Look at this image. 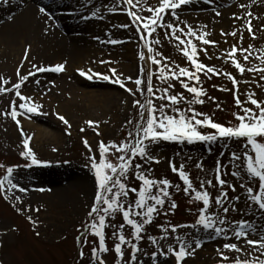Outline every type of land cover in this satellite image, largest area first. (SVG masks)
<instances>
[{
	"label": "rangeland",
	"instance_id": "obj_1",
	"mask_svg": "<svg viewBox=\"0 0 264 264\" xmlns=\"http://www.w3.org/2000/svg\"><path fill=\"white\" fill-rule=\"evenodd\" d=\"M54 1L58 2L59 0ZM88 1L90 4L87 3ZM45 2L47 6L53 4V0H46ZM156 3L157 0H143L144 6H152ZM115 4L119 5L120 0H115ZM7 5L5 0H0V11L5 10ZM113 6L114 0H66V4H59L57 10L52 9L50 11L52 15L55 13L53 28L57 29L60 34H62L60 24L56 22L55 17L63 19L70 26L75 25L74 27L77 26V21L87 24L99 23L93 29L94 41L90 40L89 36L83 37L79 29L74 30L72 36L75 35L81 40L86 39L87 43L83 46L84 53L82 52L83 54L78 60H70L68 52L55 45L38 46L36 44V47H32L29 44L23 46L22 43L19 46H13L12 50H9L7 46L0 45V76L9 79L8 87L17 82L15 73L21 63L24 65L21 69L22 75L32 70V64L41 66H53L57 63L66 64V71L61 73H36L35 76L29 78V81L21 89L22 94L31 97L35 103L43 106L39 114H27L18 117L24 132L32 137L30 148L38 160L42 162L40 166H26L29 161L21 157L24 137L20 135L19 128L10 118L0 116V164L5 166V168H0V179L6 174V168L11 166L14 168L13 181L27 189L24 193L13 190L9 194L10 199L8 200H5L3 194L0 193V264H95V262L90 261V251L98 243L96 238L88 237L89 242L88 246L84 248L85 258L82 261L79 259L78 250L84 246L76 240V237L81 235L77 229H82L84 223L88 222L87 212L93 203L95 192L94 175L88 164V156L92 153H89L85 148L84 140H87L96 150L101 140L106 143L122 142L129 131L135 132L133 125L139 120V113L137 109L132 107L133 101L140 99L141 102H144L147 96V75L149 71L155 72L157 70L156 66L150 64V61L142 62L139 60V54L142 51L147 54V50L141 47L143 42L139 40L134 26L127 29L120 27V25L130 23V21L119 9L116 13H110L108 9ZM34 7L35 9L36 7L40 8L38 5ZM225 8L217 5V0H211L209 4H204L203 0H193L191 4L182 6L181 9L177 10L180 20H173L172 22L178 27H184L185 24H188L198 28V22L192 18L184 19L185 15L195 18L198 15L208 14L212 20H216L217 22H213L212 28L210 25H206L207 31L211 33L208 39L216 41L217 46H201L208 48V55L205 56L200 53V60L220 71H228L236 75L237 79L241 80L239 85L241 100L245 99L244 94L248 91H254L258 99H264V88L255 86V81L264 84V80L259 79L258 73H246L244 77H240L239 73L229 63H225L226 57L217 59V56H224V53L230 50L231 45L237 40L231 36H221V30L230 32L240 28L244 38L242 44L237 45L243 48L252 45L253 57L258 56L260 50H264V33L258 32L254 26L257 38L253 40L241 22L235 25L237 22H234L232 15L239 13L230 14L232 23H228V26L221 23V19L215 16V11L225 10ZM97 9H100V15L103 17L101 22L99 19L93 20L92 17V13ZM142 14L148 15L147 12ZM49 15L51 16L50 13ZM86 15L91 18L90 22L84 19ZM10 16L8 14L0 16V20L5 18L10 20ZM166 19L171 20V17ZM244 32L247 34L246 36H244ZM169 34L170 30L169 33H166L164 28H159L153 34L154 38L161 41L160 44L154 45V50L167 58L166 62L170 67L173 64L188 67V62L180 50L183 46H178V42L175 39H170ZM176 35L179 36L180 33L178 32ZM110 39H118L122 43L112 45L111 43L100 42ZM247 41L249 43H246ZM194 42L199 45V41ZM29 46L31 48L29 58L27 61H23L24 50ZM128 53L129 56H127ZM101 61H111V63H101ZM7 63H10L9 68ZM251 64L259 65L260 61L253 58ZM141 66L145 69L143 74L140 71ZM111 68L117 70L128 88H135V84L128 81V77H132L133 80L142 78L145 81L144 95L141 96L137 93L136 96H132L118 85L105 81L99 76L88 79L79 75L80 70L85 71L86 74H89L88 70H91L111 76L109 71ZM244 80L253 81V83L246 84L243 82ZM201 82L208 96L214 97L220 108L217 109L216 103L208 100L207 97H204L205 103L203 105H193L192 107L208 114L214 121L221 124L228 125L230 121L235 122L232 113L238 109L235 107L233 93L217 90L219 87L231 89L233 87L231 82L223 76L208 78L203 74H201ZM174 83L173 94H183L190 98V94L180 86L179 82ZM0 86L3 85L0 84ZM153 87L155 89L166 87V85L161 84L153 76ZM156 95L158 96L159 93ZM13 99H16L14 93L0 95V112L7 110L10 101ZM152 100L154 104L159 105L161 103L155 97H152ZM178 106L182 110H187L189 107L183 101ZM169 114L173 113L169 110ZM58 115L64 116L71 124V128L59 120ZM130 120L133 121V124L128 123ZM86 121H95L99 128L88 127ZM34 126L41 128L39 137L32 130ZM82 128L84 129L83 132L81 131ZM97 130L100 133L99 136L96 135ZM200 131L203 133L211 132L206 128H201ZM242 145L243 141L233 139H219L213 143L196 142L192 144L159 141L149 146L150 154L154 159H158L159 163H147L137 158L134 163H140L143 166L141 170L150 178H168L172 182L171 197L178 205L174 213L169 211L165 215L162 210L158 216L154 217L153 223L147 226V230L143 234L144 238L139 242L141 252L137 254L138 261H143L144 264H175L174 258L166 260L163 256L158 257L156 261L152 260L151 253L155 251V247L147 237L152 236L159 240V237L164 235L161 226L170 228L172 225H191L198 214L200 205L189 203V197L182 190V182L178 175L171 171L170 163H174L177 167L183 165L185 171L190 174L193 186L199 190L201 180H213L215 182V165L219 161L226 166L221 169L222 179L226 180L228 184L237 186L236 192H232L227 187L223 189V191L228 192L225 206H230V211L225 216L221 210L220 216L229 223L217 226L229 229L227 238L223 234L216 237L214 233L198 227L178 229L177 234L181 238L187 237L190 240H198L202 245L192 256L187 257L183 264H221L216 249L221 248L226 242L236 243L241 248L247 249L248 246L243 240H237L230 230V225L242 219L251 222L254 229L260 230L254 232L250 238L256 239L261 233H264V212L251 204L247 199L246 191L239 188V184L244 181L231 175L234 164L230 162V156L233 152H243ZM96 155L98 159V151ZM110 159L115 162V157H110ZM198 163L203 165V171L196 167ZM138 183L134 176L130 177V187L137 186ZM177 184L181 185L180 190L176 189L175 185ZM251 186L258 187L257 184ZM39 189H43V191ZM207 191L214 202L221 189L219 186L216 188L209 187ZM16 196L20 197L21 202L16 201ZM237 196L240 197L238 201L236 200ZM168 207L169 205L166 203L165 209ZM231 207H235L237 211H231ZM216 211V206L213 203L211 212L215 214ZM29 216L36 222L35 225L28 221L27 217ZM108 223L112 226L106 229V243L112 249L116 240L113 235L114 230H118V226L123 221L121 216L117 215L114 220L109 219ZM124 231L126 236L131 239L130 228L126 227ZM36 232L40 233L39 237L36 236ZM175 235L170 233L169 240H159L164 250L170 243L176 246ZM124 251V259L127 262L130 259V249L125 246ZM250 251L251 255L247 256L245 253L237 254L234 252L228 253V255L232 258L239 255L241 259H251L253 255H259L254 248ZM104 259L106 264H116L114 251L104 254Z\"/></svg>",
	"mask_w": 264,
	"mask_h": 264
},
{
	"label": "snow or ice",
	"instance_id": "obj_2",
	"mask_svg": "<svg viewBox=\"0 0 264 264\" xmlns=\"http://www.w3.org/2000/svg\"><path fill=\"white\" fill-rule=\"evenodd\" d=\"M193 0H157V3L152 6H144L143 0H120V4H115L109 8L110 13H116L119 9L125 14L130 23L120 25L122 28H129L134 26L135 32L140 41H142V48L147 50V54L143 51L139 54V60L142 62L150 61L151 65L156 66V71H149L147 75L146 91L147 96L144 102L140 99L133 101L132 107L137 109L139 113V120L133 125L135 132L129 131L127 137L122 142H104L101 140L98 143V149L94 150L87 140H84L85 148L92 155L88 156V164L90 170L94 175L95 192L93 203L90 205V210L87 212L88 222L84 223L82 229H77L81 233L76 237L78 243H82L84 247L78 250L79 259L82 261L85 258L84 248L88 246V237H94L98 241L96 246H93L90 251V261L95 264H106L104 254L109 251H114L116 257V264H144L143 261H138L137 254L141 252L139 242L144 238V233L147 226L153 223L154 217L158 216L161 211L167 215L169 211L175 212L178 205L172 199L170 189L173 188L172 182L168 178L153 179L145 174L141 169L140 163H134L137 158L144 160L147 163H159L158 159H154L149 152V146L159 141L167 142H187L189 144L213 143L219 139H233L236 141H243L244 151L241 153L233 152L230 156V162L234 164V170L231 175L236 179L244 181L239 184V188L247 193V199L251 204L258 207L261 212H264V99H258L254 91L246 92L245 99L241 100L239 85L241 83L237 76L228 71H220L214 66L206 65L200 60V53L205 56L208 55V48L201 46L216 47L217 42L208 39L211 35L207 31V25H201L195 28L192 25L185 24L184 27H178L172 21H179L180 18L177 10L182 6L189 5ZM204 4H209L211 0H203ZM256 3V0H253ZM243 11V15L236 14L232 19L240 21L243 28L247 31L248 35L255 40L257 38L253 26V20H259L260 17L253 14L250 10L252 5L241 3L239 5ZM40 13L52 17L49 12L41 7ZM147 12L148 15H143ZM171 17V20L166 19ZM215 16H221V12L216 10ZM92 17L103 18L100 15V9L92 13ZM86 19L88 17H85ZM183 23V22H180ZM159 28H164L166 33H169L170 39H175L178 46L181 47V54L186 58L188 67H182L179 64H173L171 67L166 62L167 58L163 57L162 53L154 50V45L160 44L161 41L153 37ZM186 28V31H185ZM264 31V27L260 29ZM180 33L179 36L176 33ZM221 36L239 38L240 43L243 41V32L240 28L236 30L225 32L221 30ZM97 39H99L97 37ZM194 41H199V45ZM101 43H111L117 45L122 43L118 39H110L109 41H100ZM227 43V40H225ZM252 45L247 48L239 47L233 43L230 50L224 53V56H217V59L226 57L225 63H229L232 68L239 73L240 77H244L246 73H258L259 79L264 80V50H260V54L256 57L252 56ZM30 46L25 48L23 53V61H27ZM159 57V59H157ZM242 57V61H241ZM258 59L259 65H252V59ZM101 63H111V61H101ZM246 65H251L247 66ZM23 63L16 70L17 82L10 84L9 79L0 76V95H7L14 93L16 99L10 101L9 108L0 112V116L10 118L19 128L20 135L24 137L23 151L21 157L27 159L29 163L27 167L40 166L42 162L38 160L35 153L30 148V141L32 137L28 136L22 126L21 121L18 119L21 115L39 114L40 109L43 107L34 102V100L22 94V86L29 81L31 76L36 73H61L66 71L65 63H57L53 66H41L39 64H32V70L27 74H21ZM89 74L80 70L79 75L92 79L95 76L110 81L118 85L124 91L132 96L139 93L141 96L145 92V81L142 78L128 77V81L135 84V88H128L124 79L117 72L115 68L109 69L111 76L103 75L101 73L92 72L88 70ZM141 74L145 69L141 66ZM201 74L211 78L212 76H223L231 82L232 88L219 87V91H228L233 93V100L235 107L238 111L233 112L235 122H228V125L221 124L213 120L211 116L206 113L197 111L193 105H203L205 103L204 97L216 103L217 109L220 108L214 97L208 96L207 91L203 88L201 82ZM153 76H155L161 84L166 87H153ZM184 78V79H182ZM179 82L180 86L190 94V98L183 94H173L172 90L175 88V83ZM244 83H253V81L244 80ZM39 83V81H37ZM256 87L264 88V84L255 81ZM216 87V86H214ZM156 93H159L157 96ZM152 97L161 101L159 105L154 104ZM19 101V103H17ZM167 101V103H164ZM186 103L189 107L187 110H182L178 105L181 102ZM247 105V106H246ZM169 110L173 114H169ZM58 119L65 125L71 128L69 121L62 115H58ZM88 127L98 129L99 125L95 121H86ZM133 124V121H128ZM201 128L213 130L209 133H203ZM83 132L84 129L82 128ZM70 134V133H69ZM96 135H100L96 131ZM56 151V149H53ZM98 151V159L96 152ZM110 157H115L113 162ZM171 171L178 175L179 180L183 185V192L189 197L190 204L200 205L198 207V214L195 221L191 225L179 224L168 226H161L164 235L159 237V240H169V234L175 235L176 246L171 243L166 250L160 244L159 240L155 237L148 236L147 239L155 247V251L151 253V259L156 261L158 257L163 256L174 258L175 264H183L184 260L192 256L195 251L202 247L198 240H190L187 237L181 238L178 229L184 228H200L204 231L214 233L216 237L222 234L227 238L228 230L217 225H225L229 222L225 218H221L220 211L225 216L230 211V206H225L228 192L223 191L225 187L236 192L237 186L228 184L226 180L222 179V165L217 161L215 165V176L213 180H201L200 189L197 190L193 186L190 174L185 171L184 166L177 167L174 163H170ZM196 167L203 171V165L198 163ZM0 168H5L0 164ZM151 171V169H149ZM14 176V168L9 166L6 168V174L0 179V193L3 194L5 200L10 199V193L13 190L24 193L26 188L18 185L12 179ZM139 182L137 186H129V179L133 177ZM257 184L258 187L254 188L251 185ZM7 185V187H5ZM219 186L221 189L220 194L214 199L207 191V188H216ZM177 190L181 189V185H175ZM43 191V189H39ZM17 202H21L20 197H15ZM239 196L236 197L238 201ZM166 203L169 205L165 209ZM216 206V213L212 214L211 208ZM22 211V210H18ZM39 211V209H37ZM231 211H237L235 207H231ZM119 215L123 223L118 226V230H114L113 235L116 237L114 246L110 249L106 243L107 233L106 229L112 225L108 223L109 219H115ZM28 221L35 225V221L31 216L27 217ZM130 228L129 239L124 229ZM230 230L237 240H243L248 246L247 249L241 248L236 243L226 242L221 248L216 251L219 255L221 264H264V233H261L258 238L252 239L250 236L254 232H259V229H254L251 222L240 220L233 225H230ZM39 237L40 233H35ZM135 241V242H133ZM125 246L130 249V259L125 262ZM255 249L259 255H253L251 259H241L239 255L232 258L228 253H245L251 255V249Z\"/></svg>",
	"mask_w": 264,
	"mask_h": 264
},
{
	"label": "bare ground",
	"instance_id": "obj_3",
	"mask_svg": "<svg viewBox=\"0 0 264 264\" xmlns=\"http://www.w3.org/2000/svg\"><path fill=\"white\" fill-rule=\"evenodd\" d=\"M45 1L46 0H5V3L8 5L5 10L0 11V16H6L7 14L11 16L10 20H7V18L0 20L2 21L0 23V45H4L5 47L7 46L9 50H12L13 46H19L22 43L23 46H25V44H29L32 47H36V44L38 46L55 45L61 47L63 50H65V52H68L67 54L70 55V60H78L84 53L83 51L85 49L83 46H85L87 43L86 39L81 40V38H77L75 35L72 36L74 30L76 28L79 29V32L83 37L89 36V39L94 41L95 38L93 29L94 26L99 23L86 24L82 23L81 21H77V26L74 27L75 25L70 26L69 24H66L63 19H58L55 17V19H57L56 22L60 24V31L62 32V34H60L57 29L53 28L54 16L52 17V13L50 11L52 9L57 10L59 4H66V0H59L58 2L53 0V4L49 6H47ZM87 3L90 4L89 1ZM241 3L252 5L250 10L254 15L260 17L259 20H253V26H255L257 31L261 32V34L264 33V31L260 30L262 27H264V0H256V3H253V0H238L236 2L235 0H217V5L219 4L220 7H226L225 10L220 9L221 16L217 18L221 19V23H225V25L228 26V23H232L230 20L231 13H239L243 15L242 11L244 10H241L239 7ZM35 5L40 6V8L44 7L51 14L52 18L49 19L48 16L41 14L39 11L40 8L36 7L40 13L39 15L34 7ZM82 8L84 9L83 5ZM233 16L234 15H232V17ZM86 17H88V15H86ZM188 18H192L194 21L196 20L199 27L201 25L207 24L212 28L213 22H217L216 20H212L208 14L198 15V17L195 18L192 16L187 17V15H185L184 19ZM94 19H99L100 22L102 20V18L99 17L93 18V20ZM87 20H91V18L88 17ZM234 22H237L235 25L240 23V21L236 20ZM244 34V36L247 35L245 32ZM239 43L240 41L237 37L236 44L239 45ZM246 43H249V41ZM87 46L91 47L90 45ZM127 56H129V53ZM7 67H10V63H7ZM32 130H34L37 137L41 135L40 127L34 126Z\"/></svg>",
	"mask_w": 264,
	"mask_h": 264
}]
</instances>
